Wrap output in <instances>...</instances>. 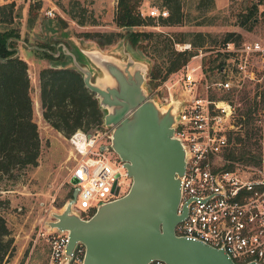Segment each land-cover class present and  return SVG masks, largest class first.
Here are the masks:
<instances>
[{
  "label": "built area",
  "instance_id": "built-area-1",
  "mask_svg": "<svg viewBox=\"0 0 264 264\" xmlns=\"http://www.w3.org/2000/svg\"><path fill=\"white\" fill-rule=\"evenodd\" d=\"M168 14L159 8L149 13L158 18ZM178 47L180 51L192 48L190 43ZM205 55L197 53L193 60L198 63L187 62L180 69L179 88L172 92L168 87L165 99V105L181 101L174 135L186 150L179 213L187 205L188 214L175 232L225 250L236 264H264V155L259 164L227 157L235 149L232 135L242 136V123L234 119L236 105L231 97L246 83H264V39L222 42L217 55L224 61L218 62L214 71L204 61ZM171 80L168 77L166 83ZM103 127L104 131L95 132L78 129L69 138L78 160L73 175L79 169L82 175L76 195L68 202L83 219L93 216L101 204L118 198L113 191L118 173L123 195V180L128 175L120 157L110 155L114 153L112 128ZM42 235L50 244L49 264H83L85 245L79 243L70 259L66 255L67 231L48 227ZM148 264L167 263L154 259Z\"/></svg>",
  "mask_w": 264,
  "mask_h": 264
},
{
  "label": "rangeland",
  "instance_id": "rangeland-1",
  "mask_svg": "<svg viewBox=\"0 0 264 264\" xmlns=\"http://www.w3.org/2000/svg\"><path fill=\"white\" fill-rule=\"evenodd\" d=\"M15 1L17 5L24 7V15L27 14L30 4L41 5L38 10L36 24L33 28L26 26V18L22 25L23 38L19 40V49L22 57L30 63V76L33 82L34 120L38 123L41 136V152L39 165L29 167L22 171L17 180L4 181L0 183V212L6 218L8 226L14 237L15 250L12 257L5 264H49L50 244L42 235L48 229V222L54 220V213H60L74 193V185L71 177L77 169L78 160L76 152L73 151L68 137L63 133H57L53 127L44 119L40 99V71L44 67L55 65L49 58L38 54L36 49L39 45L53 46L54 54L62 55L64 64L74 63L69 52H74L80 62L87 65L93 73L92 80H99L103 71L99 65L92 61L85 50H97L102 54L111 56L121 64L129 60L145 63L148 65V74L152 68L167 67V50L156 51L155 40H144L147 48L143 51L132 45L129 41V33L133 31H152L157 39L166 40L164 44L179 50V44H191V50L195 54L205 53V62L219 58L223 63L224 57L217 55L222 42L229 33H233L231 39L244 41L264 39V4L260 0H183L185 6V18L182 23L176 25H162L159 19H155L154 25L133 26L119 28L115 22L118 0H9ZM6 0H0V4ZM162 0H144L140 10L145 16L149 15L151 9L168 8L162 5ZM258 4L259 12L254 24H244L245 15ZM50 11L53 14H50ZM83 22V23H81ZM125 31L127 35L114 45L101 49L97 42L87 39L84 35L92 31ZM201 32L205 35V44L201 47L192 46L194 36L192 34ZM82 35V37H79ZM239 38V39H237ZM26 41V42H25ZM163 44H161V47ZM86 48V49H85ZM84 49V50H83ZM193 55V56H194ZM193 56L188 62L198 63ZM211 69V68H210ZM179 71L171 73L168 77L172 80L166 83L164 80L154 81L152 89L148 86V75L146 89L150 92L149 98L157 100L160 105H165V99L169 96V88L172 92L179 88L181 74ZM214 71V69H211ZM211 79L214 80L213 72ZM165 75V72H164ZM156 84V85H155ZM205 84V83H204ZM203 87V85H202ZM264 83H246L238 94L232 96L236 105L235 118L242 123V140L237 143V134L232 135L233 145L237 153H244V111L249 107L259 106L256 127L249 129L259 138L261 147L252 146V153L257 156L264 155ZM51 127V128H50ZM100 128H92L95 132ZM247 129V128H245ZM113 158L118 155L110 153ZM79 158V157H78ZM124 188L122 194H126L131 185L132 178L124 177Z\"/></svg>",
  "mask_w": 264,
  "mask_h": 264
},
{
  "label": "water",
  "instance_id": "water-1",
  "mask_svg": "<svg viewBox=\"0 0 264 264\" xmlns=\"http://www.w3.org/2000/svg\"><path fill=\"white\" fill-rule=\"evenodd\" d=\"M90 51L97 50L84 52L102 69V77L110 78L105 85L98 79L94 82L87 65L74 52L69 54L83 73L86 87L106 111L104 126L112 128L111 148L124 162L132 185L120 195L118 173L113 187L118 198L101 204L89 219L74 211L71 202L54 213L48 227L68 232L67 257L70 259L81 243L86 247L83 264H148L154 259L167 264H236L225 250L175 232L188 214L187 205L179 213L186 150L174 135L181 101L160 105L149 98L144 86L147 64L134 59L121 64L111 56L99 51L93 56ZM81 175L79 169L71 177L73 196Z\"/></svg>",
  "mask_w": 264,
  "mask_h": 264
},
{
  "label": "trees",
  "instance_id": "trees-1",
  "mask_svg": "<svg viewBox=\"0 0 264 264\" xmlns=\"http://www.w3.org/2000/svg\"><path fill=\"white\" fill-rule=\"evenodd\" d=\"M143 1L118 0L115 22L119 28L154 25L157 17L142 15L140 6ZM162 1V5L169 9V14L157 18L160 23L162 25L182 23L185 18L183 0ZM211 2L214 4V0ZM260 4H264V0H260ZM258 8V4L253 5L245 15L244 24L255 23ZM40 9L41 5L30 4L27 14L24 15V7L17 5L15 1L6 0L0 4V183L17 180L22 171L40 164L41 136L38 123L34 120V87L30 76V63L18 53V42L23 38L24 18L26 26L33 28ZM126 35L125 31L113 30L87 32L84 36L96 41L103 49L116 44ZM192 35L194 36L192 46L196 48L204 46L203 33ZM233 35L229 33L225 41L231 39ZM156 39L157 36L152 31L129 33L131 44L143 51L147 48L141 43L144 40H155L156 51L167 50V67L165 69L161 65L160 68L153 67L148 74L150 89L154 81L166 79L171 73L181 69L195 54V49L177 51L174 47L164 44L166 40ZM36 51L55 64L40 71V99L44 119L68 138L78 129L90 132L92 128L102 127L106 111L101 107L95 93L86 87L83 73L73 64L72 66L64 64L62 55L54 54L53 46L39 45ZM218 62V57L211 59L210 68L213 69ZM258 111L259 106L249 107L244 111L246 117L244 122L249 124L246 126L244 123V153H237L234 149L227 157L232 160H243L247 164L261 163L262 154L257 156L248 149L255 145L261 147L259 138L255 139V134L249 129L251 125L252 128L256 127L257 119H260L255 116ZM236 140L237 143L241 142V135ZM14 242L8 222L0 212V264H5L12 257L15 250Z\"/></svg>",
  "mask_w": 264,
  "mask_h": 264
},
{
  "label": "bare ground",
  "instance_id": "bare-ground-1",
  "mask_svg": "<svg viewBox=\"0 0 264 264\" xmlns=\"http://www.w3.org/2000/svg\"><path fill=\"white\" fill-rule=\"evenodd\" d=\"M91 55L95 56V55H98V51H90L89 52ZM110 81V78L108 75H104V77L100 78L99 79V84L101 85H105L106 83H108Z\"/></svg>",
  "mask_w": 264,
  "mask_h": 264
},
{
  "label": "crops",
  "instance_id": "crops-1",
  "mask_svg": "<svg viewBox=\"0 0 264 264\" xmlns=\"http://www.w3.org/2000/svg\"><path fill=\"white\" fill-rule=\"evenodd\" d=\"M40 97V96H39ZM51 128V127H50ZM53 130H55V132L57 133H61L60 131L56 130L55 128H53Z\"/></svg>",
  "mask_w": 264,
  "mask_h": 264
}]
</instances>
